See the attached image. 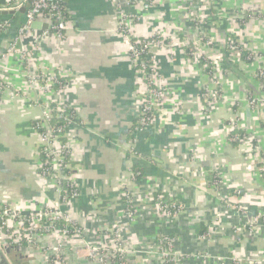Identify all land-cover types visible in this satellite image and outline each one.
Instances as JSON below:
<instances>
[{"label":"crops","instance_id":"obj_1","mask_svg":"<svg viewBox=\"0 0 264 264\" xmlns=\"http://www.w3.org/2000/svg\"><path fill=\"white\" fill-rule=\"evenodd\" d=\"M16 1L0 0V76L6 85L0 98V209L29 213L63 203L56 184L39 175L44 156L34 126L42 108L35 93L31 99L25 94L26 70L61 72L64 87L53 100L74 115L68 140L79 193L62 209L88 231L90 241L101 243L96 236L118 226L124 232L125 264H161L156 246L163 235L176 239L175 252L186 257L180 264H229L233 257L264 264V231L247 233L252 217L264 219V119L248 103L264 89L254 61L229 48L238 36L245 53L264 57V21L232 19L233 0H218L206 13L202 43L184 12L185 0H71L65 40L40 17L19 45L28 50L27 59H3L26 22V13L2 14ZM244 2L264 11V0ZM122 17L135 39L161 35L165 41V48L153 47L151 54L169 92L154 124L140 132L142 79L119 32ZM187 39L201 44L193 45L203 54L199 63L187 54ZM212 60L222 66L224 79L217 85L221 98L208 108L202 95L206 87L214 88ZM236 131L254 135V148L233 142ZM126 194L133 201V220L126 213ZM159 198L180 205V215L164 219ZM60 239L59 234L39 238L19 256L46 264L44 247ZM65 253L69 264H92L77 240ZM9 258L12 264L19 261L12 253Z\"/></svg>","mask_w":264,"mask_h":264},{"label":"built area","instance_id":"obj_2","mask_svg":"<svg viewBox=\"0 0 264 264\" xmlns=\"http://www.w3.org/2000/svg\"><path fill=\"white\" fill-rule=\"evenodd\" d=\"M69 1L71 0H17L15 3L8 5L4 10L19 12L21 9L26 8V22L19 29L17 37L11 43L3 59L9 55H17L23 61L27 59L29 52L24 48H20V44H23L24 39L33 34L34 25L40 17L47 21L54 36L60 40H65L69 26L66 8ZM144 7L150 8L152 5L145 4ZM119 32L126 45L129 46L132 61L142 79L139 92L142 103L136 127V131L140 132L154 124L158 114L163 109L169 92L160 68L154 62L155 59L151 54L153 47L165 48V41L161 35L147 39H135L127 27L125 17H122ZM47 33L41 34L36 38V41L45 38ZM238 47H241V45L236 41L231 42L229 45L231 50L238 51ZM251 56L254 61L255 57ZM209 66L213 70L212 65ZM25 74L27 84V93L25 94L31 99V96L35 93L38 96L35 104L42 108L41 118L34 126L39 133V151L44 156L43 162L39 166V175L43 179L51 180L56 184L63 203L58 202L54 207H47L29 213L17 211L10 207L1 208L0 251L5 253L7 248L17 251H21L25 247L28 249L35 248L38 245L39 238L59 234L60 240L55 244L44 247L46 264H69L65 249L70 242H75V240L83 245L88 253L87 258L92 264H119L118 261L122 262L121 255L124 256L127 250L123 229L118 226L111 227V229L96 236L100 238L99 242L101 243H95L88 239L91 236L88 231L78 226L71 216L67 215L62 209V206L68 204L70 200L79 197L77 183L73 175V147L70 140H68L69 128L75 121L74 115L70 112L71 109L68 105L63 102L55 103L53 100V96L57 94L58 90L64 87V82L61 79L62 74L59 72V75L57 73L34 75L30 70H26ZM5 89L4 79L0 76V98ZM220 97V89L210 90L205 88L202 95L206 103L217 102ZM248 103L255 106L256 101L253 97H249ZM246 138V133H236L231 140L242 142L246 141ZM251 148H254L252 143ZM262 173H264V160L262 162ZM125 199L127 202V216L130 220H133V201L128 194L125 195ZM157 206L158 211L165 216L164 219L166 220L176 218L182 211L180 205L163 198L157 200ZM261 222L264 223L262 216H255L250 219L248 223L250 231L248 233L253 234L255 230L261 227ZM117 242L121 243L119 245L125 251L120 250L119 245H116ZM175 242L176 240L173 237L167 235L161 236L158 240L157 250L160 253L162 264H174L177 260V257L173 254Z\"/></svg>","mask_w":264,"mask_h":264},{"label":"rangeland","instance_id":"obj_3","mask_svg":"<svg viewBox=\"0 0 264 264\" xmlns=\"http://www.w3.org/2000/svg\"><path fill=\"white\" fill-rule=\"evenodd\" d=\"M217 1L218 0H185L184 3H183L184 4V12H186V17L190 20V22L194 26H196L195 27L196 28L195 29V32L198 35L196 37V40L198 39L199 42L204 43V39H205V26L208 24L207 23L208 22L207 21L208 19L206 17V13L212 7V5H216L217 6V4H219V2L217 3ZM244 1H246V2H249L250 1V3H252L251 0H242L241 1V4H240L239 3V0H233L234 5H235V9H237V10H236V13H235L236 16H234V18H232V19H238V18L239 19L240 18L242 19L243 17L249 16L250 19H251V21H253V22L254 21L259 22V20L264 21V11H262V9L257 4L252 3V5L251 4L250 5H247V4H245ZM2 6L3 5L0 3V10H1ZM260 18H262V19H260ZM231 27H232V25H231ZM0 31H3V28H0ZM231 31H233V29H231ZM235 38H237L236 42L239 43V44H241V42L238 41V38L239 37L236 36ZM196 40L195 41H191V40L187 39V40H185V43L184 44L185 45H188V46L191 45V47H190L189 51L187 52V54L189 56H191V58H193L192 61L195 60L196 62L198 61V63H199L200 62V59L203 58V54L198 50L197 47H194L193 46V45H201ZM242 45H244V43L241 44V47H243ZM190 51H191V54H190ZM231 51H233L235 53L238 52L236 50H231ZM259 54L260 53H258V54L255 53L253 55V57H255V59H254V64L256 66L255 68L256 69L258 68L257 71H256L255 76H256V79L257 80H259V79L261 80V82H260L261 85H262V88L261 89H264V57L258 56ZM198 58H200V59L198 60ZM212 61H213V66H212L213 67L212 68L213 70H212V72L215 75L214 76V81H213L214 82L213 83V87H214L213 89H216L217 90L219 88L217 85H220L221 84V80L223 81V79H224V77H223L224 76V71H223L222 66L221 65H218V61H215V60H212ZM162 77H163V75H162ZM222 77H223V79H222ZM163 79H164V77H163ZM164 81H165V79H164ZM206 88H209L210 90L212 89L210 87H206ZM253 98L255 99L256 104H255V106H253L252 104H249V107L251 108L252 111H256L257 114L260 113V115H262V117L264 119V94L253 95ZM216 104H217V102H211L209 104L206 103L205 106L206 107L208 106V108H212ZM246 135H247V138H246L247 140L246 141H243V142L248 143V145H249L248 148L249 149H252L251 148V140L254 139V135L249 134V133H246ZM249 141H250V143H249ZM216 183L217 184H220V179L219 178L217 179V177H216ZM230 207H232V206H230ZM233 208L236 209L237 212H242V210L239 209V208H237V207H234L233 206ZM256 216H261V215H256ZM249 231L250 230L248 228L247 233ZM255 231H264V223L261 222V227H259ZM255 231H254V233H255ZM173 239L176 240L174 237H173ZM119 244H121V243H119V242L116 243V245H119ZM157 247H158V244H157L156 248ZM119 248H120V250L121 249L123 250V248H121L120 245H119ZM123 251H125V250H123ZM173 254L177 257V260L175 261L174 264H177V263L180 264L186 258V257H182L179 254H177L175 252L174 247H173ZM120 255H121V253H120ZM121 256L122 257H120V258H121L122 262L121 261H118V260L117 261L119 262V264H121V263L122 264H125L124 263L125 256H123V255H121ZM196 258L197 259H201L202 261H206V262L210 259L208 257V255H199V256H196ZM215 259L218 262L225 263L223 261L224 260L223 258H217L216 257ZM257 261L258 260H255V261H252V260L251 261H248V260H246L245 261V260H243L241 258H238V257H233L232 259H228L229 264H261V263H258ZM126 263L128 264V262H126ZM161 264H162V261H161Z\"/></svg>","mask_w":264,"mask_h":264},{"label":"water","instance_id":"obj_4","mask_svg":"<svg viewBox=\"0 0 264 264\" xmlns=\"http://www.w3.org/2000/svg\"><path fill=\"white\" fill-rule=\"evenodd\" d=\"M21 13H26V8H23L20 10ZM16 12L15 11H12V10H4L2 11V14L4 15H13L15 14ZM12 251H14V249H6L5 250V253H2L0 251V264H12L13 261L11 262V260L9 261V255H11ZM20 255V254H19ZM17 256V259H19V261H15L14 259V264H30V262L28 261H25L24 258L22 256ZM16 258V257H15Z\"/></svg>","mask_w":264,"mask_h":264},{"label":"trees","instance_id":"obj_5","mask_svg":"<svg viewBox=\"0 0 264 264\" xmlns=\"http://www.w3.org/2000/svg\"><path fill=\"white\" fill-rule=\"evenodd\" d=\"M238 52H240L241 54L243 53V55H244V58L246 59V60H250V61H253V58H252V56L250 57V53H245V51L241 48V47H238ZM245 53V54H244ZM203 59V58H202ZM201 59V60H202ZM236 133H238L237 131H236ZM262 177L264 178V173H262ZM206 230H204V231H202L201 233H203V234H205L206 232H205ZM20 253H19V251H17V250H14V251H12V255L13 256H18Z\"/></svg>","mask_w":264,"mask_h":264}]
</instances>
